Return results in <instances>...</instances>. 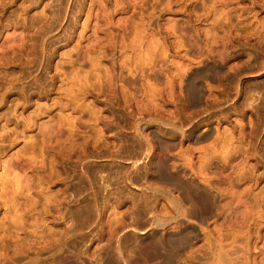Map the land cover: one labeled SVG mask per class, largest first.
Segmentation results:
<instances>
[{
    "label": "rangeland",
    "instance_id": "1",
    "mask_svg": "<svg viewBox=\"0 0 264 264\" xmlns=\"http://www.w3.org/2000/svg\"><path fill=\"white\" fill-rule=\"evenodd\" d=\"M0 264H264V0H0Z\"/></svg>",
    "mask_w": 264,
    "mask_h": 264
},
{
    "label": "bare ground",
    "instance_id": "2",
    "mask_svg": "<svg viewBox=\"0 0 264 264\" xmlns=\"http://www.w3.org/2000/svg\"><path fill=\"white\" fill-rule=\"evenodd\" d=\"M190 95V94H189ZM192 98V97H191ZM192 106V105H191ZM197 106V105H196ZM207 137V136H206ZM197 138H198V136H197ZM203 139V138H202ZM205 139V138H204ZM197 140V139H196ZM197 142V141H196ZM204 207V206H203ZM204 209V208H203ZM202 211H204V210H202ZM206 214V213H205ZM207 216V215H206ZM112 263V262H111Z\"/></svg>",
    "mask_w": 264,
    "mask_h": 264
}]
</instances>
